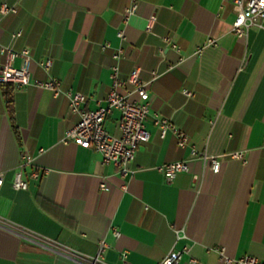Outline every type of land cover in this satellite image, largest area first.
Segmentation results:
<instances>
[{
    "label": "crops",
    "instance_id": "0c3cea01",
    "mask_svg": "<svg viewBox=\"0 0 264 264\" xmlns=\"http://www.w3.org/2000/svg\"><path fill=\"white\" fill-rule=\"evenodd\" d=\"M129 3L0 0V47L27 49L31 81L57 78L63 90L54 97L33 84L13 87L11 119L0 86V264H85L101 242L104 264H159L184 248L177 264L264 261V24L235 35L234 0H138L126 23ZM3 6L15 12L2 14ZM114 64L121 78L139 69L150 95V139L125 177L95 150L63 142L79 119L65 93L82 94L85 111L104 105ZM155 117L186 133L219 172L171 133L161 137ZM118 118L114 111L105 121L116 136ZM22 154L34 158L39 178L27 167L28 188L15 190ZM175 161L189 171L169 181L158 167Z\"/></svg>",
    "mask_w": 264,
    "mask_h": 264
},
{
    "label": "built area",
    "instance_id": "2783aa9c",
    "mask_svg": "<svg viewBox=\"0 0 264 264\" xmlns=\"http://www.w3.org/2000/svg\"><path fill=\"white\" fill-rule=\"evenodd\" d=\"M138 0H130L128 7L125 9L124 22H128L132 16L136 14ZM237 7V15L231 25L232 32L238 37L247 33L251 26H261L264 24V0H234ZM15 12L14 8L3 6L1 13L7 14ZM154 17L148 21L146 29L152 28ZM21 35L18 31L12 35L16 39ZM122 37V33H119ZM209 44H214V40H210ZM0 54L4 61L0 67V85L9 84L13 87L22 88L33 84L41 89H49L54 97H58L63 93L61 81L57 78H50L47 81H31L30 74V52L27 49L16 50L12 46H1ZM120 57V51L113 55L115 60ZM19 59V66H15V60ZM39 65L48 70L51 61L45 60L39 62ZM111 87L105 99L104 105L99 106L95 110L85 111L82 104L85 97L77 92L68 91L65 93L69 100L68 108L71 114H76L79 119L77 123L68 129L63 137V142H72L83 148H91L98 152L102 157L103 164H112L119 169L121 176H127L131 173L130 163L135 157L139 146L146 143L150 139V133L146 129V120L149 115L150 95L146 84H144L139 76V69H133L126 78L120 77L119 66L114 64L111 66L110 72ZM130 86L131 89H127ZM187 97H192V92L184 90ZM118 112L119 118L117 129L119 135H112L105 129V121L112 112ZM154 125L158 128L161 137L167 133L174 135L177 145L184 149L189 148L193 157L200 159L203 163L208 160L211 163L213 172H219L220 164L213 157H209L206 152H199L196 148L189 144V137L186 133L178 129L170 120L155 117ZM235 158L243 157L241 152L233 154ZM34 158L22 154L21 162L15 173L12 187L15 190H25L28 188V182L24 177L25 169L31 168L29 177L39 178V173L34 169ZM158 170L167 180H172L177 174L189 171V165L186 161H175L163 164ZM3 181V173L0 172V188ZM102 190L107 191L108 188L104 183L100 184ZM118 236V233L115 232ZM105 244H99L97 255L89 258L85 264H104L101 261V255ZM186 252V248L182 251H171L159 264H177ZM222 254V252L220 251ZM226 264H264V261L257 257L246 255L236 260L224 257ZM192 263H197L191 260Z\"/></svg>",
    "mask_w": 264,
    "mask_h": 264
},
{
    "label": "trees",
    "instance_id": "16d2710c",
    "mask_svg": "<svg viewBox=\"0 0 264 264\" xmlns=\"http://www.w3.org/2000/svg\"><path fill=\"white\" fill-rule=\"evenodd\" d=\"M5 97L6 109L9 117L13 118V86L9 84L0 85Z\"/></svg>",
    "mask_w": 264,
    "mask_h": 264
}]
</instances>
